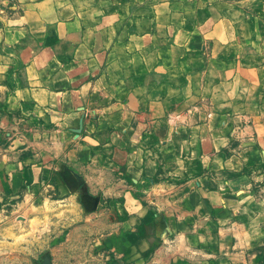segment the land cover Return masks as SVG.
I'll return each mask as SVG.
<instances>
[{"label":"crops","instance_id":"crops-1","mask_svg":"<svg viewBox=\"0 0 264 264\" xmlns=\"http://www.w3.org/2000/svg\"><path fill=\"white\" fill-rule=\"evenodd\" d=\"M64 166L146 190L127 264H264V0H0V195Z\"/></svg>","mask_w":264,"mask_h":264},{"label":"rangeland","instance_id":"rangeland-1","mask_svg":"<svg viewBox=\"0 0 264 264\" xmlns=\"http://www.w3.org/2000/svg\"><path fill=\"white\" fill-rule=\"evenodd\" d=\"M53 174L0 195V264H127L138 237L126 222L146 190L66 166Z\"/></svg>","mask_w":264,"mask_h":264}]
</instances>
